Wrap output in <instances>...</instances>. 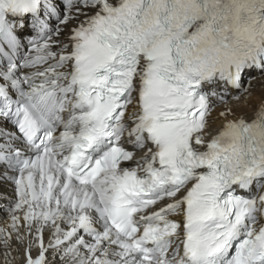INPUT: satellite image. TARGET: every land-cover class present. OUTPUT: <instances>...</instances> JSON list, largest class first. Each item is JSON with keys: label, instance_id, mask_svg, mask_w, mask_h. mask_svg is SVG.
Here are the masks:
<instances>
[{"label": "snow or ice", "instance_id": "snow-or-ice-1", "mask_svg": "<svg viewBox=\"0 0 264 264\" xmlns=\"http://www.w3.org/2000/svg\"><path fill=\"white\" fill-rule=\"evenodd\" d=\"M0 264H264V0H0Z\"/></svg>", "mask_w": 264, "mask_h": 264}, {"label": "bare ground", "instance_id": "bare-ground-1", "mask_svg": "<svg viewBox=\"0 0 264 264\" xmlns=\"http://www.w3.org/2000/svg\"><path fill=\"white\" fill-rule=\"evenodd\" d=\"M9 191H10V189H9Z\"/></svg>", "mask_w": 264, "mask_h": 264}]
</instances>
